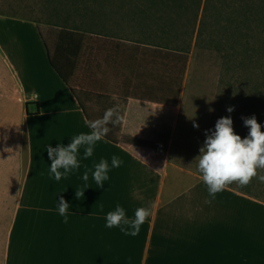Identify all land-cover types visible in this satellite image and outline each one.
<instances>
[{
  "label": "crops",
  "instance_id": "1",
  "mask_svg": "<svg viewBox=\"0 0 264 264\" xmlns=\"http://www.w3.org/2000/svg\"><path fill=\"white\" fill-rule=\"evenodd\" d=\"M3 20L0 23L29 27L0 32V211L9 210L8 202L23 200L22 193H8V185L21 187L26 181L32 193L38 162L34 139L40 126L46 127L48 148L55 127L66 146L75 135L89 132L88 122L101 118L106 109L118 107L125 117L123 124L109 125L111 131L97 142L92 157L84 159L81 148V167L60 180L59 200L77 199L68 188L79 187L92 195L82 196L83 202L79 199L69 209L67 223L58 210L49 212L45 241L57 234V241L51 242L60 250L74 251L72 261L53 264H264V208L257 210L264 202L232 187L213 199L194 165L180 164L172 157L181 110L176 92L171 103L161 97L164 85H156L134 64L137 48L122 45L108 81L97 90L76 88L77 99L50 65L44 40L50 43L49 29L47 35L44 25L22 17ZM165 90L172 92V87ZM125 139L152 142L153 148L167 145L164 155L153 154L154 150L122 144ZM113 155L123 160L121 167H111ZM101 159L110 166L103 188L92 179L94 165ZM85 170H89L87 182L82 179ZM157 182L153 214L137 236L105 226L107 213L117 204L132 218L138 207H144L139 202L145 193L142 187ZM101 192L100 199L93 196ZM258 213L263 219L260 226ZM2 248L9 258L8 241Z\"/></svg>",
  "mask_w": 264,
  "mask_h": 264
},
{
  "label": "trees",
  "instance_id": "2",
  "mask_svg": "<svg viewBox=\"0 0 264 264\" xmlns=\"http://www.w3.org/2000/svg\"><path fill=\"white\" fill-rule=\"evenodd\" d=\"M41 4L46 23L58 28L53 47L45 41L50 65L77 99L76 88L97 90L109 79L124 40L94 21L105 20L108 11L118 9L125 11L126 19L140 22L144 32L151 22L158 34L172 35L177 44L180 34L188 36L183 48L147 45L149 51L144 46L137 48L139 55L156 53L170 60L172 52L188 54L192 45L217 54L224 73L219 97L225 108L223 116L231 117L235 133L242 138L249 132L242 117L255 116L264 130V0H41ZM76 16L93 21L78 25L72 21ZM229 107L234 109L232 113L227 111ZM121 143L163 155L167 145L153 148L154 143L136 139ZM230 187L256 197L249 185Z\"/></svg>",
  "mask_w": 264,
  "mask_h": 264
},
{
  "label": "rangeland",
  "instance_id": "3",
  "mask_svg": "<svg viewBox=\"0 0 264 264\" xmlns=\"http://www.w3.org/2000/svg\"><path fill=\"white\" fill-rule=\"evenodd\" d=\"M110 9L112 10V7ZM117 11L118 9L114 12L108 11V17L105 20L96 19L94 22H100L102 27L108 29V32L128 43H122V45H130V47L135 48L144 46L149 51L151 48H146L147 45L183 48L188 44V36L185 37L180 34L177 44L175 43V37L172 35L158 34L159 29L154 27L151 22H149L151 26L144 32V27L140 22L126 19L125 11ZM113 13L115 14L113 15ZM14 15H17L16 18L22 17L40 21L39 23L44 25L43 30H45L46 34L49 29L50 43L47 42L46 38L44 40L49 46L54 45L53 42L56 39L58 28L49 26L46 23L48 19L42 12L41 0H0V19H2L0 21L13 18ZM72 21L78 25H86L93 20L91 21L89 17L76 16ZM5 23L9 24V22L0 23V32L29 27L7 25ZM184 24H186V21ZM43 47L45 49V46ZM135 57V60L131 59L132 64L134 60L135 66L142 70L146 78L152 80L161 88L164 85L165 88L161 96L163 99L171 103L175 98L174 91L176 92V100L179 102L181 110L178 116L177 138L172 157L175 156L180 164L194 165L197 170L195 158L200 154V148L204 146L206 140L205 132L208 130L214 131L217 120L224 117L225 108L223 104L219 103V97L222 96L224 89L221 83L224 74L221 59L217 54L195 48L194 45H192L188 54H175L172 52L170 60L169 58L163 59L156 53L154 55L149 54V52L141 53L138 58L136 53ZM166 85L172 87V92L165 90L167 88ZM55 91L61 92V90L57 89ZM16 112H20V108L16 107ZM194 124H198L199 128L194 127ZM234 126L235 122L233 121ZM45 129L46 127L40 126L37 131L38 139H34V160H38V162H36L33 172L34 184H32V193L30 184L28 183L27 185L26 181L21 187H17L15 183L7 186L8 193L11 190L14 191L15 195L22 193L24 196L22 202L18 200L8 202L9 210L2 209L0 211V264H53L57 263L58 260L72 261L73 259L74 251L60 250L57 248V244L51 242L57 241V234L48 235L49 243L45 241L47 240V234L46 237L44 235L45 228L47 231V225L51 219L49 212L58 210L59 199H57L56 192L59 189L58 185L61 184V181H56L54 176L50 177L51 161L47 154ZM53 130L51 131V142L49 141L48 144L56 147L63 143V135L56 127ZM72 172L74 173V171ZM64 184L67 187L68 183L64 182ZM233 186L238 187L236 184H233ZM158 187V182L152 187H142L145 193L141 195L143 198L139 202L144 207L154 204ZM249 188L259 201L264 202V183H259L256 179H253L249 184ZM79 189L81 188H68L67 191L75 193ZM91 195L85 192L84 197L91 198ZM101 195H104V193H97L93 196L100 199ZM133 196L135 200L138 198L136 194H133ZM78 200H67L70 209L72 207L74 209L77 206ZM80 200L82 203L83 199ZM137 202L132 201L131 203ZM98 204L101 206L105 205L104 202H98ZM1 206L2 204L0 203ZM82 208L79 210H82ZM263 208L258 206L257 210L263 211ZM258 216V226H260V222L263 219L260 213H258ZM6 241H8L9 245V258L3 255L2 246ZM45 261H48V263H45ZM67 264L70 263L68 262Z\"/></svg>",
  "mask_w": 264,
  "mask_h": 264
},
{
  "label": "clouds",
  "instance_id": "4",
  "mask_svg": "<svg viewBox=\"0 0 264 264\" xmlns=\"http://www.w3.org/2000/svg\"><path fill=\"white\" fill-rule=\"evenodd\" d=\"M232 113L234 109H227ZM244 126L249 129L247 137H241L235 133L231 117H223L217 120L215 130L205 132L206 140L200 148V154L195 158L197 170L202 182L206 185L209 196L215 199L218 193L228 190L233 184L239 187H247L253 179L264 183V130L257 118L252 116L242 117ZM125 117L118 107L106 109L103 116L88 122L89 132L75 135L68 145H51L47 148L48 158L51 161L50 173L56 181L66 178L73 170H78L81 165L78 159L81 148L84 150V159L92 157L97 142L104 139L111 128L109 125H121ZM194 127L199 128L198 124ZM123 160L116 155L111 158V167L119 168ZM63 170V171H61ZM110 171L107 159H101L94 165L92 179L103 188L104 182L109 179ZM82 179L89 180V170H85ZM85 191L76 190L77 199L84 197ZM206 203H211L207 200ZM154 204L147 207H138L132 218H129L125 208L119 204L113 211L106 215V227L109 229L120 228L125 235L137 236L141 226L153 214ZM70 205L63 197L59 200L58 211L64 217V223L68 222ZM73 214V213H72ZM74 215V214H73Z\"/></svg>",
  "mask_w": 264,
  "mask_h": 264
}]
</instances>
